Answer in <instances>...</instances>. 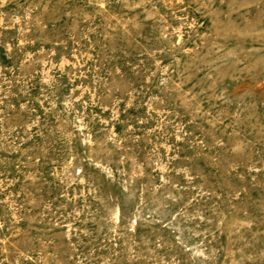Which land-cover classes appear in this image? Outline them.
Here are the masks:
<instances>
[{
	"label": "rangeland",
	"instance_id": "obj_1",
	"mask_svg": "<svg viewBox=\"0 0 264 264\" xmlns=\"http://www.w3.org/2000/svg\"><path fill=\"white\" fill-rule=\"evenodd\" d=\"M0 264H264V0H0Z\"/></svg>",
	"mask_w": 264,
	"mask_h": 264
}]
</instances>
